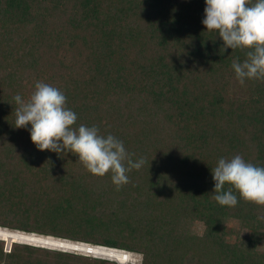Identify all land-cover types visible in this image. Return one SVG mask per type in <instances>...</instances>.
I'll list each match as a JSON object with an SVG mask.
<instances>
[{
	"label": "trees",
	"instance_id": "1",
	"mask_svg": "<svg viewBox=\"0 0 264 264\" xmlns=\"http://www.w3.org/2000/svg\"><path fill=\"white\" fill-rule=\"evenodd\" d=\"M255 2V0H253ZM205 0H0V227L141 255L139 264H264V207L212 199L211 170L264 167V81L207 32ZM59 88L80 124L123 142L119 191L15 128L13 97ZM246 231V234L243 233ZM7 242V241H5ZM0 239V264H122ZM134 264V263H124Z\"/></svg>",
	"mask_w": 264,
	"mask_h": 264
},
{
	"label": "clouds",
	"instance_id": "2",
	"mask_svg": "<svg viewBox=\"0 0 264 264\" xmlns=\"http://www.w3.org/2000/svg\"><path fill=\"white\" fill-rule=\"evenodd\" d=\"M202 24L222 40L220 51L244 52L243 62L234 59L231 65L240 85L245 80L264 81V0H205ZM13 100L17 105L15 128L30 125V140L37 150L61 156L71 153L93 176L110 174L117 191L129 183L128 173L146 162L143 157L134 162L135 154L129 153L122 141L111 134L101 135L95 125L74 127L77 115L67 107V98L57 87L38 81L27 100L19 94ZM211 175L212 199L220 206L234 208L238 203L234 193H238L243 201L264 207V167L237 154L220 158Z\"/></svg>",
	"mask_w": 264,
	"mask_h": 264
},
{
	"label": "bare ground",
	"instance_id": "3",
	"mask_svg": "<svg viewBox=\"0 0 264 264\" xmlns=\"http://www.w3.org/2000/svg\"><path fill=\"white\" fill-rule=\"evenodd\" d=\"M14 233H10V232ZM0 239L4 241L27 243L31 245H37L42 247H48L53 249H59L63 251L78 252L82 254H88L96 257H103L111 260L118 261V263L131 262L132 253L126 251H118V249L96 247L84 243H75L68 240L58 239L51 236H43L34 233H25L22 231L9 230L0 227ZM133 261V260H132Z\"/></svg>",
	"mask_w": 264,
	"mask_h": 264
},
{
	"label": "rangeland",
	"instance_id": "4",
	"mask_svg": "<svg viewBox=\"0 0 264 264\" xmlns=\"http://www.w3.org/2000/svg\"><path fill=\"white\" fill-rule=\"evenodd\" d=\"M2 228V227H1ZM7 229V228H6ZM244 234H246V231H243ZM4 241V240H3ZM5 242V241H4ZM8 242V241H7ZM6 243V242H5ZM259 249L261 250H264V242L261 243V245L259 246ZM78 253V252H77ZM82 254V253H81ZM88 255V254H86ZM92 256V255H91ZM132 260L131 262H128V263H134V264H139L140 261H141V255L140 254H137V253H132V256H131Z\"/></svg>",
	"mask_w": 264,
	"mask_h": 264
},
{
	"label": "water",
	"instance_id": "5",
	"mask_svg": "<svg viewBox=\"0 0 264 264\" xmlns=\"http://www.w3.org/2000/svg\"><path fill=\"white\" fill-rule=\"evenodd\" d=\"M10 232V231H9ZM10 233H14V232H10ZM72 243V242H71ZM10 245H11V243L9 242V243H5V249H8L9 247H10ZM118 251H120V252H122V251H125V250H118ZM127 252V251H126ZM118 262V261H117Z\"/></svg>",
	"mask_w": 264,
	"mask_h": 264
},
{
	"label": "built area",
	"instance_id": "6",
	"mask_svg": "<svg viewBox=\"0 0 264 264\" xmlns=\"http://www.w3.org/2000/svg\"><path fill=\"white\" fill-rule=\"evenodd\" d=\"M10 249V247L8 249H5L6 251H8Z\"/></svg>",
	"mask_w": 264,
	"mask_h": 264
}]
</instances>
